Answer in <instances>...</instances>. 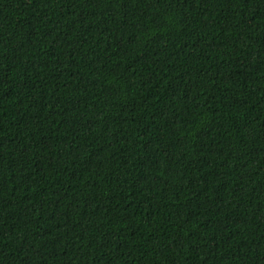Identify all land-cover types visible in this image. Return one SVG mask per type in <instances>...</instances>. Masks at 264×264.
Wrapping results in <instances>:
<instances>
[{
  "label": "trees",
  "instance_id": "16d2710c",
  "mask_svg": "<svg viewBox=\"0 0 264 264\" xmlns=\"http://www.w3.org/2000/svg\"><path fill=\"white\" fill-rule=\"evenodd\" d=\"M0 264H264V0H0Z\"/></svg>",
  "mask_w": 264,
  "mask_h": 264
}]
</instances>
